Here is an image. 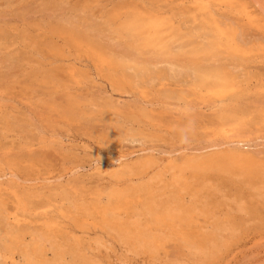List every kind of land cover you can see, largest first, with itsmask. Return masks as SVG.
Masks as SVG:
<instances>
[{
	"label": "rangeland",
	"instance_id": "1",
	"mask_svg": "<svg viewBox=\"0 0 264 264\" xmlns=\"http://www.w3.org/2000/svg\"><path fill=\"white\" fill-rule=\"evenodd\" d=\"M263 173L264 0H0V264H264Z\"/></svg>",
	"mask_w": 264,
	"mask_h": 264
},
{
	"label": "bare ground",
	"instance_id": "2",
	"mask_svg": "<svg viewBox=\"0 0 264 264\" xmlns=\"http://www.w3.org/2000/svg\"><path fill=\"white\" fill-rule=\"evenodd\" d=\"M252 12V11H251ZM149 24H150V26L151 27H155L156 26V22L153 20V21H151V22H149ZM145 23H144V21H142V19L138 16V15H136V16H133V18L132 19H130V20H128L126 23H122L121 24V29L122 30H127L128 32H131L132 34H134V35H136V36H138V38L140 37V39H141V44L143 45V46H147V44L150 42V43H160L161 41H162V39L164 38L162 35H160L159 33H153L150 37L148 36V34L146 33V32H143V29H145ZM58 28V27H57ZM61 28V27H60ZM147 29V28H146ZM61 30V29H60ZM66 34H70V36H72V37H75V36H78V37H83L84 36V34L83 33H80L79 31H77V32H73V31H71V30H69V31H67V32H65ZM154 45V44H153ZM210 45H211V43H210ZM207 47V46H206ZM200 50V49H199ZM108 73V72H107ZM219 78H220V80H219V83L218 84H214V87L215 88H223L224 86L225 87H227V85H229V82H231V80H230V77L226 74V73H224V72H220L219 74ZM198 77V76H197ZM199 81V80H198ZM202 82V81H201ZM118 89V88H117ZM240 144V143H239ZM240 147H241V145H239ZM247 158V157H246ZM141 160H142V158H141ZM148 160V159H147ZM144 162H145V160H144ZM151 162V161H150ZM150 162H149V164H150ZM154 162V161H153ZM233 163L234 164H238V165H240V166H242V171H237V173H236V175L237 176H240L241 175V173L246 177V178H248V179H251L252 178V174L253 173H251L250 172V168H252L251 166H250V162L248 161V158H247V160L245 159V158H236V157H233V156H229L228 154H226V153H217V154H214L212 157H210V158H207V159H204V160H201L200 158H184V159H182L180 162H178V168H179V170H183V172H184V170L185 169H196V170H199L200 171V169H206V168H215V169H218V170H224V171H226V172H228V174L230 175L231 173H229V172H232V169H233ZM253 163V162H252ZM142 164V163H141ZM144 164V163H143ZM147 165L146 166H149L148 165V163H146ZM156 164V163H155ZM151 165V164H150ZM254 165V164H253ZM134 166V165H133ZM138 166V165H137ZM144 166H145V164H144ZM141 167V169L142 168H145V167ZM153 166V165H152ZM255 166V165H254ZM262 166V165H261ZM127 167V166H126ZM132 167V166H131ZM151 167V166H150ZM154 167V166H153ZM137 168H139V167H137ZM148 168V167H147ZM156 168V167H155ZM159 168V167H158ZM171 168V167H170ZM157 169V168H156ZM253 169V168H252ZM149 170V169H148ZM173 170V169H172ZM176 170V169H175ZM195 170V171H196ZM153 171V170H152ZM158 171H159V169H158ZM177 171V170H176ZM137 172H139V171H137ZM144 172H145V169H144ZM157 172V171H156ZM179 173H180V171H178ZM197 172V171H196ZM124 173V172H123ZM128 173V172H127ZM140 174H141V172H139ZM143 173V172H142ZM153 173V172H152ZM177 173V172H176ZM235 173V172H234ZM234 173H232V174H234ZM113 174V173H112ZM157 174V173H156ZM178 174V173H177ZM176 174V175H177ZM227 174V173H226ZM255 174V173H254ZM262 174V173H261ZM264 174V173H263ZM127 175V174H126ZM135 175V174H134ZM144 175V174H143ZM148 175V174H147ZM149 175H151V173L149 174ZM157 175H159V173L157 174ZM142 176V175H141ZM153 176V175H152ZM154 176H156V175H154ZM235 176V175H234ZM131 177V176H130ZM149 177V176H148ZM159 176H157V178H158ZM175 177H177V176H175L174 175V178ZM183 177V176H182ZM244 177V178H245ZM254 177V176H253ZM157 178H155V179H157ZM148 179V178H147ZM160 179V178H159ZM162 179V178H161ZM173 179V178H172ZM180 179H181V176H180ZM177 180H178V178H177ZM181 180H183V179H181ZM246 181V180H245ZM250 181V180H249ZM174 182V181H173ZM183 182V181H182ZM184 182H185V180H184ZM169 183V182H168ZM174 183H176V181L174 182ZM245 183V182H244ZM256 183V182H255ZM259 183V182H258ZM262 183V182H261ZM179 185L181 184V183H178ZM184 184V183H183ZM260 184V183H259ZM169 185H171V184H169ZM172 186V185H171ZM175 186V185H174ZM182 186V185H181ZM186 186V185H185ZM188 186V185H187ZM253 186V185H252ZM256 186L257 185H255V188H256ZM165 187V186H164ZM179 187V186H178ZM183 187V186H182ZM173 188V187H172ZM176 188V187H175ZM186 188V187H185ZM148 189V188H147ZM165 189V188H164ZM166 189H168V187L166 186ZM177 190H179L178 188H176ZM143 190V189H142ZM213 190V189H212ZM252 190V189H251ZM259 190V189H258ZM138 191V190H137ZM141 191V190H140ZM144 191H146V190H144ZM180 191H182V190H180ZM120 192V191H119ZM170 192H171V190H170ZM174 193V192H173ZM176 193V192H175ZM201 193V192H200ZM171 194V193H170ZM255 194V193H254ZM254 194H252V195H254ZM174 195V194H173ZM172 195V196H173ZM181 195V194H180ZM194 195H195V193H194ZM257 195V194H256ZM264 195V194H263ZM126 196V195H125ZM158 196V195H157ZM170 196V195H169ZM171 196V197H172ZM108 197H110V196H108ZM159 197V196H158ZM158 197H156V198H158ZM170 197V198H171ZM175 198L177 197V196H174ZM196 197V196H195ZM256 197V196H255ZM261 197V196H260ZM111 198V197H110ZM161 198V197H160ZM168 198V197H167ZM178 198V197H177ZM258 198V197H257ZM145 199H147V197L145 198ZM151 199V198H150ZM149 199V200H150ZM164 199V198H163ZM172 199V198H171ZM262 199V198H261ZM148 200V201H149ZM157 200V199H156ZM175 200V199H174ZM177 200V202H179L178 200L179 199H176ZM180 200H182V199H180ZM263 200H264V197H263ZM76 201V200H75ZM158 201V200H157ZM164 201V200H163ZM183 201V200H182ZM182 201H181V203H182ZM235 201V200H234ZM110 202V201H109ZM112 202H115V201H112ZM112 202H111V204H112ZM149 202H151V201H149ZM168 202H170V201H168ZM172 202H173V200H172ZM171 202V204H173ZM184 202V201H183ZM240 202H242V201H240ZM239 202V203H240ZM143 203V202H142ZM141 203V204H142ZM159 203V202H158ZM175 203V202H174ZM238 203V204H239ZM243 203V202H242ZM0 204H1V202H0ZM114 204V203H113ZM116 204V203H115ZM145 204V203H144ZM153 204V203H152ZM161 203H159V205H160ZM164 204H165V202H164ZM163 204V205H164ZM177 204V203H176ZM185 204V203H184ZM241 204V203H240ZM239 204V206L241 207V205ZM7 205V204H6ZM146 205V204H145ZM162 205V206H163ZM169 205V204H168ZM168 205H166V206H168ZM150 206H151V204H150ZM158 206V205H157ZM161 206V205H160ZM160 206H158L159 207V209H160ZM161 206V207H162ZM179 206H180V204H179ZM185 205H183V207H184ZM226 206V205H225ZM109 207H111V206H109ZM113 207H114V205H113ZM115 207H117V205L115 206ZM139 207V206H138ZM145 207H147V206H145ZM144 207V208H145ZM154 207V206H153ZM173 207H175V206H172V207H169V208H172L173 209ZM177 207H178V205H177ZM187 207V206H186ZM185 207V208H186ZM189 207V206H188ZM192 207H193V205H192ZM235 207H237V206H235ZM139 208H141V206L139 207ZM149 208V207H148ZM166 207H163V209H165ZM169 208H167V209H169ZM179 208V207H178ZM182 208V207H181ZM78 209V208H77ZM152 209V208H151ZM163 209H161L162 211H163ZM184 209V208H183ZM187 209V208H186ZM189 209V208H188ZM104 210V209H103ZM102 210V211H103ZM106 210H107V208H106ZM143 210V209H142ZM146 210H148V209H146ZM175 210H178V209H175ZM174 210V211H175ZM182 210V209H181ZM242 210V209H241ZM2 211V210H1ZM101 211V212H102ZM150 211V210H149ZM153 211V215L152 216H155V214H157L154 210H152ZM170 211H171V209H170ZM186 211V210H185ZM188 212H189V210H187ZM191 211H192V208H191ZM240 211V210H239ZM87 212V211H86ZM107 212V211H106ZM144 212L146 213V211L144 210ZM151 212V211H150ZM154 212H155V214H154ZM164 212V211H163ZM176 212V211H175ZM182 212V211H181ZM241 212V211H240ZM143 213V212H142ZM152 213V212H151ZM151 213H150V215H151ZM160 213H162V212H160ZM165 214H166V212H164ZM169 213V215L171 214V212H168ZM173 213V212H172ZM192 213V212H191ZM104 214V213H103ZM149 214V213H148ZM189 214V213H188ZM145 215V214H144ZM160 215H162V214H159V216ZM168 215V214H167ZM173 215V214H172ZM171 215V216H172ZM182 215H184V213L182 214ZM145 216H147V214L145 215ZM165 216V215H164ZM171 216H169V217H171ZM174 216V215H173ZM176 216V215H175ZM179 217H181V215H178ZM215 216V215H214ZM217 216H218V214H217ZM104 217V216H103ZM144 217V216H143ZM156 217V216H155ZM168 217V216H167ZM168 217V218H169ZM148 218V216L146 217V219ZM116 219V218H115ZM156 219L158 220L159 219V217H156ZM77 220V219H76ZM106 220V219H105ZM107 220H108V218H107ZM111 220V219H110ZM151 220H152V218H151ZM150 220V222H152ZM154 220V219H153ZM177 220V219H176ZM209 220V219H208ZM223 220H225V219H223ZM115 221V220H114ZM118 221V220H117ZM146 221V220H145ZM162 221V220H161ZM160 221V222H161ZM167 222H168V220H166ZM171 221V220H170ZM222 221V220H221ZM227 221V220H226ZM106 222V221H105ZM148 222V221H147ZM156 222V221H155ZM154 222V223H155ZM159 222V221H158ZM165 222V221H164ZM167 222H166V224H167ZM173 222V221H172ZM114 223V222H113ZM112 223V225H114ZM173 223H175V222H173ZM223 222H221V224H222ZM225 224H226V222H224ZM223 223V224H224ZM229 223V222H228ZM227 223V224H228ZM75 224V223H74ZM102 224H103V222H102ZM110 224V223H109ZM117 224H119V223H117ZM151 224V223H150ZM164 224V223H163ZM172 224V223H171ZM214 224V223H213ZM219 224H220V222H219ZM224 224V225H225ZM104 225L106 226V224L104 223ZM126 225V224H125ZM152 225H153V223H152ZM234 225V224H233ZM232 225V226H233ZM107 226H109V225H107ZM124 226V225H123ZM129 226V225H128ZM139 226V225H138ZM151 226V225H150ZM149 226V227H150ZM178 226V225H177ZM227 226H229L230 227V225H227ZM227 226L225 227V230L227 229ZM140 227V226H139ZM214 227H215V225H214ZM219 227V226H218ZM220 227H222V226H220ZM116 228V227H115ZM142 228V227H141ZM145 228V227H144ZM23 229V228H22ZM114 229V228H113ZM125 227H124V231H125ZM128 229V232L130 233V231H132V230H130L129 228H127ZM126 229V230H127ZM140 229V228H139ZM143 229V228H142ZM147 229V228H146ZM223 229H224V227H223ZM235 229V228H234ZM118 230V229H117ZM117 230H115V231H117ZM130 230V231H129ZM137 230V229H136ZM148 230V229H147ZM146 230V231H147ZM217 230V229H216ZM219 230H220V228H219ZM218 230V231H219ZM224 230V231H225ZM229 230V229H228ZM232 229H231V227H230V231H231ZM137 231H139V230H137ZM136 231V232H137ZM144 231V230H143ZM149 231V230H148ZM221 231V230H220ZM219 231V232H220ZM223 230H222V232H224ZM47 232H49L50 233V231H47ZM127 232V231H126ZM127 232V233H128ZM141 232V231H140ZM154 232V231H153ZM132 233V232H131ZM134 233H135V231H134ZM147 233V232H146ZM218 233V232H217ZM104 234V233H103ZM136 235L138 234V233H135ZM150 234V233H149ZM154 234V233H153ZM14 235V234H13ZM39 235H41V234H39ZM121 235V234H120ZM123 235H124V233H123ZM129 235V234H128ZM135 235V236H136ZM140 235V234H139ZM138 235V236H139ZM144 235V234H143ZM213 235V234H212ZM211 235V236H212ZM105 236V235H104ZM133 236H134V234H133ZM132 236V237H133ZM142 236V235H141ZM147 236V235H146ZM155 236V235H154ZM153 235H152V237H154ZM210 236V237H211ZM217 236H218V234H217ZM16 237V236H15ZM21 237V236H20ZM48 237V236H47ZM47 237H45V238H47ZM10 238V237H9ZM50 238H51V236H50ZM127 238V237H126ZM129 238V237H128ZM130 238H131V234H130ZM129 238V239H130ZM138 238V237H137ZM137 238H134V239H137ZM217 238H219V236L217 237ZM19 239V238H18ZM122 239H125V238H123L122 237ZM152 239H154V238H152ZM205 239H206V237H205ZM208 240H210L209 238H207ZM141 240V239H140ZM149 240H150V238H149ZM155 240V239H154ZM159 240V239H158ZM217 240V239H216ZM212 241V240H211ZM147 242V241H146ZM150 242H152V241H150ZM150 242H149V244H150ZM155 242V241H154ZM203 242H205V241H203ZM214 242V241H213ZM18 243V242H17ZM47 243V242H46ZM76 243V242H75ZM148 243V242H147ZM146 243V244H147ZM202 243V242H201ZM207 243V242H206ZM145 244V245H146ZM208 244H209V242H208ZM213 244V243H212ZM38 245V244H37ZM75 245V244H74ZM201 245H203L204 246V244L202 243ZM39 246V245H38ZM71 246V245H70ZM69 246V247H70ZM80 246V245H79ZM86 246V245H85ZM152 246H154V245H152ZM152 246H151V248H152ZM197 246V245H196ZM213 246V245H212ZM67 247V246H66ZM72 247H73V245H72ZM191 247V246H190ZM216 247V246H215ZM13 248V247H12ZM27 248H28V246H27ZM38 248V247H37ZM63 248V247H62ZM65 248V247H64ZM74 248H75V246H74ZM73 248V249H74ZM150 248V247H149ZM219 248V247H218ZM66 249V248H65ZM65 249H63V251L65 250ZM78 248H77V246H76V250H77ZM28 250V249H27ZM36 250V249H35ZM68 250H70L69 248H68ZM67 250V251H68ZM82 250V249H81ZM26 251V250H25ZM29 251V250H28ZM66 251V250H65ZM79 251V250H78ZM37 252V251H36ZM39 252V251H38ZM45 252V251H44ZM69 252V251H68ZM67 252V253H68ZM81 252V251H80ZM64 253V252H63ZM71 253V252H70ZM72 253L73 254H76V253H74L73 252V250H72ZM71 253V254H72ZM84 253V252H83ZM29 254H30V252H29ZM65 254V253H64ZM64 254H63V256H64ZM69 254V253H68ZM68 254H66V255H68ZM34 255H35V251H34ZM79 255V254H78ZM81 255H84V254H81ZM81 255H80V257H81ZM199 255V254H198ZM62 256V257H63ZM72 257H74L73 255H71ZM85 256V255H84ZM27 258H28V256H27ZM37 258V257H36ZM53 258V257H52ZM72 259V258H71ZM73 259H75V257L73 258ZM27 260V259H26ZM35 260V259H34ZM37 260H39L38 258H37ZM76 260V259H75ZM78 260V259H77ZM81 260V259H80ZM85 260V259H84ZM89 260V259H88ZM82 261V260H81ZM80 261V263L82 264V262ZM86 261H87V259H86ZM72 261H70L68 264H74V263H71ZM74 262V261H73ZM76 263V262H75ZM84 263V262H83ZM29 264H30V262H29ZM79 264V263H78ZM86 264V263H85ZM88 264H89V262H88Z\"/></svg>",
	"mask_w": 264,
	"mask_h": 264
}]
</instances>
